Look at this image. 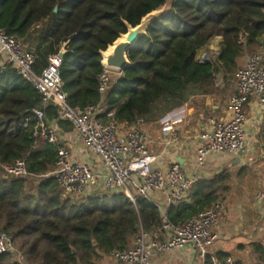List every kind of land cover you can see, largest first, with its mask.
Listing matches in <instances>:
<instances>
[{"label":"trees","instance_id":"16d2710c","mask_svg":"<svg viewBox=\"0 0 264 264\" xmlns=\"http://www.w3.org/2000/svg\"><path fill=\"white\" fill-rule=\"evenodd\" d=\"M167 2L0 0V29L35 54L39 74L50 56L65 50L60 76L71 107L102 102L98 118L104 123L134 124L160 103L172 107L192 85L204 86L206 96L217 95V75L234 73L244 53L264 48V0H172L168 12L128 51L130 65L102 97V52ZM217 37L223 38L217 62L199 63V52ZM41 105V94L15 69L0 72V231L13 234L24 260L93 264L99 249L112 254L130 248L141 230L162 231L161 211L148 200L133 204L120 191L69 200L53 177L30 183L51 172L57 160L55 148L34 137L32 112ZM45 115L47 121L71 125L59 120L53 106ZM19 160L26 162L28 177H4L1 165ZM227 179L221 174L196 182L190 202L171 206L167 219L178 225L202 213L219 200ZM257 250L264 264V250ZM11 256L0 254V264H20Z\"/></svg>","mask_w":264,"mask_h":264},{"label":"built area","instance_id":"2783aa9c","mask_svg":"<svg viewBox=\"0 0 264 264\" xmlns=\"http://www.w3.org/2000/svg\"><path fill=\"white\" fill-rule=\"evenodd\" d=\"M49 57L47 67L39 74L35 71L36 56L24 48L15 37L0 29V72L11 66L28 80L42 96V105L33 110L35 125L34 137L52 145L57 152L54 169L42 177L57 180L64 199L81 200L91 195L99 187L100 179L106 191H120L135 204L138 199L150 201L155 193L162 194L168 205L184 202L197 181L179 163L172 164L166 172L155 167L158 156L151 154V137L144 131L142 120L135 122V128L125 137L119 136L118 124L104 123L99 119L103 112L102 102L85 109L73 108L67 102L64 83L60 76L63 62L61 54ZM201 64L210 62L205 53L198 58ZM120 72L106 69L99 80V92L105 96L114 74ZM251 99L264 107V48L252 53L244 67L236 73V93L231 97L228 109L231 118L226 121H212V133L201 136L202 143L196 153V167L203 168L206 159L212 154L239 155L247 137L246 106ZM55 107L59 120L70 122L77 133L78 141L90 149L99 160L102 173H98L84 163L72 160L70 152L63 146L59 129L46 120V109ZM30 119L24 127H28ZM165 126H169L168 123ZM172 141H180L172 134ZM4 177H28L26 162L19 160L14 164H2ZM256 200L264 203V191L256 195ZM222 204L214 202L202 213L182 224H173L164 218L162 231L141 230L135 243L128 249L113 252L118 264H152V252L162 253L185 248L193 249L205 260L207 252L218 240L215 229L219 223ZM166 234V239L162 234ZM0 254L16 255L17 262L23 264L24 257L17 251L13 234L0 231ZM219 264H237L231 257Z\"/></svg>","mask_w":264,"mask_h":264},{"label":"crops","instance_id":"0c3cea01","mask_svg":"<svg viewBox=\"0 0 264 264\" xmlns=\"http://www.w3.org/2000/svg\"><path fill=\"white\" fill-rule=\"evenodd\" d=\"M222 44V37L215 38L208 48L199 52L197 60L207 53L210 55L209 63H216ZM250 55L244 53L237 60L238 67L234 73L221 72L217 75V95L206 96L204 86L192 85L172 107L160 103L149 116L141 119V128L151 137V154L159 157L156 168L166 172L177 162L189 175L197 177L196 182L209 181L221 174L228 175L225 189L218 194V201L222 204L221 217L215 229L218 240L208 250L205 260L188 247L162 253L152 252V264H219L227 257L233 258L237 264H260L262 254L257 248L264 250V203L257 201L256 195L264 191V107L255 99H251L246 106L247 137L239 155L212 154L207 157L203 168L196 167L201 136L212 133V121L221 122L231 118L228 104L236 93V73L244 67ZM116 75L117 78L121 76ZM47 123L59 129L63 146L70 152L73 161L87 164L92 170L102 173L99 160L78 141L72 124L62 126L58 120ZM134 128L135 123L118 124L119 136L125 137ZM172 134H177L180 141L174 143ZM102 183L100 179L99 187L91 195L107 193ZM190 195L191 191L185 201L190 202ZM150 202L160 209L163 218H167L173 205H168L162 194H153ZM166 237L163 233L162 238ZM17 251L21 252L19 249ZM111 256L105 264H118L113 253ZM14 257L17 261L16 255Z\"/></svg>","mask_w":264,"mask_h":264},{"label":"water","instance_id":"95a60500","mask_svg":"<svg viewBox=\"0 0 264 264\" xmlns=\"http://www.w3.org/2000/svg\"><path fill=\"white\" fill-rule=\"evenodd\" d=\"M162 9H160V10H162ZM57 12H58V8H55L54 13H57ZM167 12L168 11L160 12L158 15L150 18V20L147 24H144L145 18L149 17L152 13H154V12H152L151 14H149L145 18H143L140 25H138L137 27L133 28V27L129 26L128 32L126 34L122 35V36L126 37V40L119 43L118 42L119 39H118L112 45L113 46V52H112L111 56L107 59V61H105L104 52H102V65L104 66V68L110 69L113 71H117V72H120L122 74L124 69L128 65H130V61L128 59V51L137 44L138 40L141 37H143L147 34L148 27L155 20L164 16ZM109 48L107 50H109ZM61 56L64 57V53H62ZM138 228H140V227L138 226ZM94 245L96 246L97 244L94 243ZM23 264H27L26 261H24Z\"/></svg>","mask_w":264,"mask_h":264},{"label":"rangeland","instance_id":"374dc122","mask_svg":"<svg viewBox=\"0 0 264 264\" xmlns=\"http://www.w3.org/2000/svg\"><path fill=\"white\" fill-rule=\"evenodd\" d=\"M171 2H172V0H168L167 5L162 9L161 12L168 11L169 8H170ZM159 13H155L154 15L156 16ZM116 74H114V76H113L114 79H116L117 76H118ZM45 178H47V177L32 178L30 183L31 184H37L40 179L42 180V179H45ZM16 247H17V249H19V242H16ZM11 257H12V260L15 261V257L14 256H11ZM111 257H112L111 254H108L104 249H99L97 251V256H95V258L93 259V264H102V263L105 264L106 262L110 261Z\"/></svg>","mask_w":264,"mask_h":264},{"label":"bare ground","instance_id":"6f19581e","mask_svg":"<svg viewBox=\"0 0 264 264\" xmlns=\"http://www.w3.org/2000/svg\"><path fill=\"white\" fill-rule=\"evenodd\" d=\"M161 11H162V10L157 11V12H154V13H152L149 17L145 18V20H144V24H147V23L149 22L150 18H152V17L155 16V15H154L155 13H159V12H161ZM125 40H126V37L122 36V37L118 40V42L121 43V42H123V41H125ZM112 52H113V46H111V47L109 48V50H107L106 52H104L105 61H107V59L111 56Z\"/></svg>","mask_w":264,"mask_h":264}]
</instances>
